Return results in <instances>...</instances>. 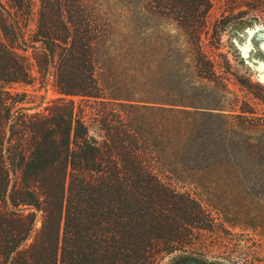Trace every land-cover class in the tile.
I'll use <instances>...</instances> for the list:
<instances>
[{"label":"trees","instance_id":"16d2710c","mask_svg":"<svg viewBox=\"0 0 264 264\" xmlns=\"http://www.w3.org/2000/svg\"><path fill=\"white\" fill-rule=\"evenodd\" d=\"M241 5L264 13V0L224 13ZM212 8L0 0V264H160L208 217L160 175L264 173V143L245 142L264 135L260 118L227 109L215 58L228 59L203 46ZM36 82L60 97L29 113L8 88Z\"/></svg>","mask_w":264,"mask_h":264},{"label":"rangeland","instance_id":"374dc122","mask_svg":"<svg viewBox=\"0 0 264 264\" xmlns=\"http://www.w3.org/2000/svg\"><path fill=\"white\" fill-rule=\"evenodd\" d=\"M210 1L213 4L207 20L210 32L208 37L204 38L203 46L208 51L222 54L228 59L226 65L221 56L215 58L217 73L227 80L229 89L225 96V106L227 109L255 112V117L260 118V125L264 131V13L258 16L253 13L246 15V5L224 13L228 0ZM39 6L40 0H34L35 13ZM226 17L228 28L222 30V26L218 25L216 35L215 25ZM147 25L150 32L157 28L165 33L177 32L174 26L166 23L156 24L152 19ZM34 27L32 24L30 29L33 30ZM35 76L38 77V74L35 73ZM8 89L13 93H27L24 104L19 107L32 109L29 113L35 112L36 109L43 110L50 101L60 97L51 82L44 88L42 84L36 82L32 86L13 85ZM217 90V87L213 89L214 95L218 94ZM236 98L238 103L235 102ZM68 99H74L77 104H81L80 98ZM245 142L264 143V135L247 136ZM160 177L177 192L189 194L200 201L208 214L206 220L201 224L196 222L197 226H194H204L207 229L194 228V237L184 246L183 244L173 246L172 252L164 255L160 264H264L262 171L261 173L257 171L254 175L240 176L160 175ZM40 223L39 217L38 226Z\"/></svg>","mask_w":264,"mask_h":264}]
</instances>
